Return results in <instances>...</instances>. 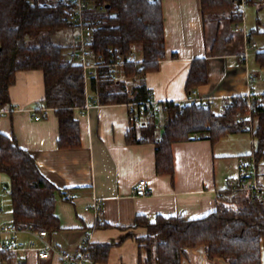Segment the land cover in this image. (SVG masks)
Returning a JSON list of instances; mask_svg holds the SVG:
<instances>
[{"label":"trees","instance_id":"trees-1","mask_svg":"<svg viewBox=\"0 0 264 264\" xmlns=\"http://www.w3.org/2000/svg\"><path fill=\"white\" fill-rule=\"evenodd\" d=\"M99 5H111L107 22L95 32L94 48L106 59L112 52L126 54L136 49L137 61H128L123 70L114 75L103 68L91 79V89L97 102L104 104H132L130 117L144 109L140 119L132 118L128 142H152L157 146L156 172L169 175L174 181L175 159L173 143L197 137L209 139L216 145L232 133L249 132L256 142L253 149L258 164L264 157V94L255 110L250 111L245 96L232 98V104L220 113L213 107L196 102L171 101L157 106L148 103L150 90L143 78L156 71L166 57V32L162 0H94ZM203 16L224 18L239 24L244 14L238 10L242 0H201ZM71 26L61 2L49 0H0V107H10V87L16 74L33 69L43 72L45 98L41 106L54 108L58 121V147L82 145L81 123L77 108H85L87 92L83 68L72 58L64 61V46L53 40L58 30ZM264 34L255 28L249 34ZM41 36L37 45L29 40ZM256 61L264 69V46L255 52ZM208 61L205 56L192 62L186 82L191 94L208 82ZM131 83V86L129 84ZM243 111L252 118L238 120ZM160 113L167 122L160 127ZM133 115V116H132ZM0 174L9 177L13 220L20 228L62 229L57 214L58 198L64 195L41 171L34 155L22 147L11 135L0 136ZM252 152V151H251ZM251 152L242 155L248 156ZM136 226L146 229L139 237L145 257L140 264H182L188 249L203 246L211 260L223 258L228 264H263L264 200L248 191L226 188L217 209L200 218L182 215H157L150 220L138 215ZM94 261L105 262L111 244L91 243Z\"/></svg>","mask_w":264,"mask_h":264},{"label":"crops","instance_id":"crops-1","mask_svg":"<svg viewBox=\"0 0 264 264\" xmlns=\"http://www.w3.org/2000/svg\"><path fill=\"white\" fill-rule=\"evenodd\" d=\"M254 1L260 8L264 6L263 0ZM162 3L166 57L156 71L143 77L159 106L171 101L185 103L191 96L186 82L192 62L201 56L207 58L209 79L195 91L198 96L213 98V109L217 113L222 112L223 101L264 94V69L259 67L255 56L260 44L254 40L257 46L252 49L253 53L248 51L246 58L241 57L246 48V35L250 34L248 28L244 26L238 31L239 23L232 28L235 33L219 39L228 21L217 17L206 21L201 0H162ZM260 25L259 21L255 28L264 31V26ZM252 76L254 81L250 84ZM14 81L10 87V107H7L13 111L0 116V136L17 138L20 145L34 155L48 179L62 192L70 189L74 193L72 199H65L64 195L58 198L56 207L62 229L50 231V236L54 243L74 254L88 238L90 244L110 243L108 259L94 261V264H140L146 250L142 249L139 237L147 232L136 226L138 215L150 220L162 214L200 218L215 211L227 188L225 177L237 175L239 156L255 147L252 139L251 149L239 151L232 139L235 151H231L222 143L229 135L216 145L209 139L197 137L174 142L175 178L172 181L169 175L156 172L157 146L154 143L128 142L132 125L130 104L98 103L97 94L90 90L87 101L92 103L94 98L96 103L83 115L76 109L82 145L63 148L58 147L60 122L55 109L49 108L45 113L41 106L45 98L43 72L20 71ZM36 112L42 114L40 120L35 118ZM159 117L162 130L167 117L165 113H160ZM146 178L149 192L134 194L135 184ZM96 197L102 201L103 219H98L92 209L87 210ZM4 210L0 202V222H12L13 212L5 214ZM20 237L27 238L23 234ZM22 254L28 260L26 264H59L57 257L41 259L36 252ZM182 259V264H228L221 257L209 259L203 246L188 249Z\"/></svg>","mask_w":264,"mask_h":264},{"label":"built area","instance_id":"built-area-1","mask_svg":"<svg viewBox=\"0 0 264 264\" xmlns=\"http://www.w3.org/2000/svg\"><path fill=\"white\" fill-rule=\"evenodd\" d=\"M51 2H61L63 4L67 20L70 21L71 26L75 32L72 34L71 43V58L74 62L80 64L83 68L85 78V89L87 92V99L91 89V79L97 77L103 68H109L114 75L119 74L126 66L128 61H137L139 54L136 49H132L126 54L117 55L112 52L108 60L104 54L97 52L94 48V39L96 30L105 24L109 16V8L105 5H99L94 0H49ZM251 2V0H242L238 10L244 12V8ZM244 26L240 24L237 30H241ZM249 36L246 35V48L241 57H247L248 51L257 46V43L249 42ZM254 77H250V84L253 83ZM250 111L255 110L261 96L248 94L245 96ZM92 103L86 101V107L82 108L80 112L86 113L96 103L93 98ZM185 102H196L201 106L214 107L215 101L213 98L198 96L194 90ZM233 100L223 101L221 103L222 111L225 110ZM148 103L153 104L156 108L159 106L157 102L151 97ZM182 106L184 103L179 102ZM133 106L132 104H130ZM44 108L45 113H48L49 108ZM13 109L0 107V116L2 114H10ZM36 111V110H35ZM131 113V110H130ZM144 109L139 113V117L144 115ZM238 120L243 121L246 117L252 118V114H245L243 111L236 113ZM133 116V115H132ZM136 114L134 118L140 119ZM35 118L40 120L42 114L36 112ZM133 118V117H132ZM133 118V119H134ZM239 173L225 177L226 186L230 190L248 191L257 199L264 200V171L260 170L254 151L248 156H239ZM148 179H140L134 186V194L146 195L149 192ZM65 199H72L74 193L70 189L64 192ZM98 219L104 218V209L100 198H94L90 207ZM26 235V239H22L20 235ZM50 230L46 229H29L18 228L13 222H0V264H26L28 260L24 258L22 253L36 252L39 258L49 259L57 257L59 264H94L93 252L90 245V238L82 245L81 250L74 254L65 248L58 246L50 236Z\"/></svg>","mask_w":264,"mask_h":264},{"label":"rangeland","instance_id":"rangeland-1","mask_svg":"<svg viewBox=\"0 0 264 264\" xmlns=\"http://www.w3.org/2000/svg\"><path fill=\"white\" fill-rule=\"evenodd\" d=\"M261 1V0H257ZM264 4V0H263ZM261 5L258 4V2H253L251 4H248L244 8V20L239 22L241 26H245L246 28L249 29V33H252L254 31L255 27H257V24L260 21V26H264V6L260 8ZM209 17L208 19H210ZM238 25V24H237ZM231 26V28H230ZM227 28L223 29V33L221 34L219 39H225L226 36H229L234 32L235 29H232L235 27V24H230L227 22ZM229 27V28H228ZM225 31V32H224ZM75 30L72 27L64 28L58 30L53 36V40L62 44L64 46V55H63V60L66 61L71 58V43H72V37L73 33ZM235 33V32H234ZM254 40H256L261 47L264 46V37L261 36L259 33H254ZM41 36L34 37L29 40V44L31 45H37L41 41ZM259 45V48H261ZM258 48V49H259ZM254 50V48H252ZM250 49L249 51L253 53V50ZM131 86V83L129 84ZM219 110V109H216ZM161 120V119H160ZM233 139L234 143L236 144V147L239 149V151H244L245 149H251L252 147V136L249 132H244L243 134H230L229 137H226L223 139L225 142L224 143L225 147L226 145L228 146V149H232L231 151H235V148L233 149V145L231 144V140ZM254 141V140H253ZM255 142V141H254ZM256 145V142H255ZM227 149V150H228ZM260 169L264 171V157L261 160L260 163ZM5 178L2 179V174H0V202L3 207L5 214H11L13 212L12 209V199L11 195L9 194V187L7 185H10L9 177L7 175H3ZM264 241V238H263ZM262 256H263V262H264V243H263V251H262Z\"/></svg>","mask_w":264,"mask_h":264},{"label":"water","instance_id":"water-1","mask_svg":"<svg viewBox=\"0 0 264 264\" xmlns=\"http://www.w3.org/2000/svg\"><path fill=\"white\" fill-rule=\"evenodd\" d=\"M105 6H106L107 8H110L111 5L107 4V5H105Z\"/></svg>","mask_w":264,"mask_h":264}]
</instances>
